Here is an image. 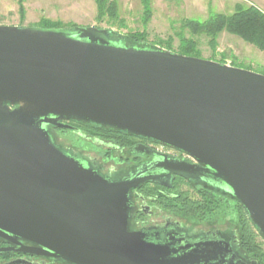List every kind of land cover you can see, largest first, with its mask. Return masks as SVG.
Segmentation results:
<instances>
[{
	"label": "water",
	"instance_id": "obj_1",
	"mask_svg": "<svg viewBox=\"0 0 264 264\" xmlns=\"http://www.w3.org/2000/svg\"><path fill=\"white\" fill-rule=\"evenodd\" d=\"M60 120L144 136L193 161L109 177L55 144L46 126ZM174 175L230 193L264 238V74L109 28L0 24V236L76 264H251L223 239L130 229L133 188L170 187Z\"/></svg>",
	"mask_w": 264,
	"mask_h": 264
},
{
	"label": "flooded vegetation",
	"instance_id": "obj_2",
	"mask_svg": "<svg viewBox=\"0 0 264 264\" xmlns=\"http://www.w3.org/2000/svg\"><path fill=\"white\" fill-rule=\"evenodd\" d=\"M66 127L48 124L46 127L52 140L66 152L76 156L91 168L116 179H120L131 172H135L142 164H150L153 161L165 159L193 160L185 153L164 145L153 139L131 134L123 130L104 127L91 122H80L76 120H60ZM66 132H72L79 139H84L91 145V149L78 146L74 141L65 137ZM161 171H156L155 174ZM173 185L168 187L161 183L147 181L133 188L131 192L130 229H143L164 240L168 232L179 234L185 232L189 238L206 236L219 238L230 242L237 259L244 260L251 264H263L257 255L248 253L244 242L241 239L239 224L235 221L231 224L237 225L233 229L228 225L226 229L214 227L217 222H208L212 225L210 229L190 231V228L183 222L180 216L181 183L191 185L192 194L200 198L203 190H208L207 185L188 181L187 179L174 175ZM179 183L178 186L176 184ZM150 186L152 193L145 192V187ZM202 188V189H201ZM224 198V201L228 200ZM214 223V224H213ZM228 222L218 223L224 225ZM230 223V222H229ZM185 225L187 228H184ZM262 240L264 238L260 236ZM21 243H12L7 238L0 236V264H76L61 258L38 255L32 252H25L23 249L35 247L33 243L16 239ZM261 248V244H258ZM9 248V250H5Z\"/></svg>",
	"mask_w": 264,
	"mask_h": 264
},
{
	"label": "rangeland",
	"instance_id": "obj_3",
	"mask_svg": "<svg viewBox=\"0 0 264 264\" xmlns=\"http://www.w3.org/2000/svg\"><path fill=\"white\" fill-rule=\"evenodd\" d=\"M117 2L120 20L109 22L107 17L103 20L97 18L95 0H25L26 13L23 18L19 10L18 0H0V24L43 26L40 20L46 17L60 21L62 27L93 25L113 29L120 34H126L130 31H146L148 41L157 43L161 47L165 45L164 41L172 37L173 48L170 50L175 52H179L181 35H183L197 40L200 52H192L190 54L192 56L211 59L264 74V50L227 31L219 34L217 44L213 47L209 43L207 35L193 34L189 28L183 26L185 19L205 20L212 11L230 14L235 10L238 3H256L264 10V0H151V17L147 23L144 21L145 6L141 0H117ZM64 135L69 140L74 141L76 145L91 149V145L87 141L79 139L74 133L66 132ZM179 187L183 191L192 192L191 190H193L191 185L183 183ZM182 220L190 228V231L195 229L207 230L212 227L208 223L211 221L208 220H200L201 222L208 221L200 223V225L198 222ZM216 222V224L213 223L214 227L223 230L228 225H231L230 227L233 229L238 228L237 225H234L235 217L229 215L227 218ZM220 222L228 223L219 225ZM232 222L234 224H231ZM256 233L255 241L261 244L264 252V240L260 238L261 235L257 229Z\"/></svg>",
	"mask_w": 264,
	"mask_h": 264
},
{
	"label": "trees",
	"instance_id": "obj_4",
	"mask_svg": "<svg viewBox=\"0 0 264 264\" xmlns=\"http://www.w3.org/2000/svg\"><path fill=\"white\" fill-rule=\"evenodd\" d=\"M145 6L144 21L147 23L151 17V0H141ZM19 10L23 18L26 13L24 6L25 0H18ZM97 8V18L103 20L107 17L110 21L120 20L117 0H95ZM40 22L45 27H62L61 22L50 18H42ZM123 22V20H121ZM112 24L114 22H111ZM185 28H189L193 34H205L209 37V43L215 47L218 36L221 32L227 31L243 38L261 50H264V11L254 4L238 3L235 10L230 13L212 11L205 20L187 18L183 22ZM116 33H118L116 31ZM131 43H141L151 46L157 43L148 41L146 31H130L124 34ZM170 37L164 41L163 47L172 49ZM163 42V41H161ZM178 51L190 55L192 52H200L197 40L193 37L181 35V43ZM179 183L176 184L178 186ZM208 190L200 198L195 197L190 191L181 192V209L179 211L182 219L197 223L200 220L219 221L228 217H235L239 224L241 239L246 250L256 254L264 264V252L256 240V227L246 214L240 202L230 193L215 187L207 186ZM202 189V188H201ZM145 192L152 193L150 186L145 187ZM228 201L225 202L224 198Z\"/></svg>",
	"mask_w": 264,
	"mask_h": 264
},
{
	"label": "crops",
	"instance_id": "obj_5",
	"mask_svg": "<svg viewBox=\"0 0 264 264\" xmlns=\"http://www.w3.org/2000/svg\"><path fill=\"white\" fill-rule=\"evenodd\" d=\"M252 4H254V5L258 6L259 8H261V9L263 10V8H262V7H260L258 4H256V3H252ZM263 11H264V10H263Z\"/></svg>",
	"mask_w": 264,
	"mask_h": 264
}]
</instances>
